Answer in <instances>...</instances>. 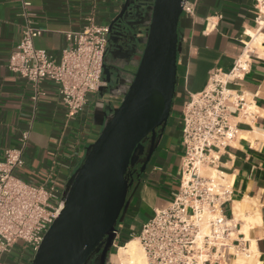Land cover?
I'll list each match as a JSON object with an SVG mask.
<instances>
[{"label":"crops","instance_id":"1","mask_svg":"<svg viewBox=\"0 0 264 264\" xmlns=\"http://www.w3.org/2000/svg\"><path fill=\"white\" fill-rule=\"evenodd\" d=\"M26 1L30 3L28 10L32 26L42 31L33 40V46L44 50L55 62L67 46L66 32L81 30L87 24L86 18L91 15L97 26H108L124 3V0ZM188 1L195 4V12L193 17L181 15L178 23L180 49L171 115L166 131L140 177L128 210L130 207L137 208L145 215L144 223L155 209L165 208L172 202L179 186L183 157L182 143L178 145L176 141L180 122L175 108L178 104L182 105L190 94L200 92L211 75L226 76V81L234 77L228 81L227 90L235 99L241 100L237 109L230 106L229 110L228 119L235 136L227 147L215 155L218 160L213 168L224 174L219 175L222 180L228 178V199L222 207L228 219L233 217L234 202L243 203L244 211L248 213L256 207L250 202L244 203V200L257 198L260 223L250 228L246 241L244 235L238 232L241 223H236L231 232L237 237L232 241L229 238L228 246L229 249L233 247L242 251L249 248L253 241L258 251L257 261L264 264V141L255 140L252 143L240 136L252 134L253 128L264 131V44L262 54L249 50L247 58H244L253 40L249 33L264 35V25H259L260 21L264 23V0ZM21 14L17 0H0V160L4 150L18 148L21 134L28 132L24 166L16 175L31 185L53 186L62 195L87 146L101 130L94 123L95 110L108 113L114 109L107 98L111 97L116 102L120 96L114 95V92L123 91L124 84L135 71L138 52L143 48L145 37V28L140 24L146 22L148 12L144 10L135 21L128 19L136 26L131 30L133 45L130 48L124 45L126 55L118 57V62H115L119 66L117 75L121 86L113 91V87L103 88L101 94L98 92L90 96L80 115L68 123L65 122L66 109L56 84L48 80L41 82L39 91L42 95L34 102L32 84L7 69L9 55L19 43L27 24ZM121 37L120 33H112L109 49ZM240 59H244V67L239 65ZM239 67L243 69L239 70ZM231 72L232 75H229ZM124 220L117 225L106 264H118L113 261L116 251L112 253V250L123 246L132 234L136 236L135 226L125 225ZM14 252L0 256V264H28L30 252L16 251V248ZM233 260V256H228L223 263L231 264Z\"/></svg>","mask_w":264,"mask_h":264},{"label":"built area","instance_id":"2","mask_svg":"<svg viewBox=\"0 0 264 264\" xmlns=\"http://www.w3.org/2000/svg\"><path fill=\"white\" fill-rule=\"evenodd\" d=\"M17 1L27 24L9 55L7 69L32 84L34 102L42 95L41 82L56 84L66 109L65 122L73 121L87 106L89 97L105 86L102 72L108 27L94 24L92 15L87 17L81 30L65 33L67 46L55 62L33 46L42 31L29 20L30 3ZM194 12L195 4L188 1L182 15L193 17ZM216 77L211 75L206 86L190 94L181 105L183 157L174 199L167 207L155 209L136 236L131 235L137 238L147 264H221L229 256L228 239L237 224L233 226L222 210L228 190L219 182L220 176H203L200 169L214 167L218 157L213 154L227 147L235 136L229 110L230 106L237 109L241 100L227 90L228 81L234 77L225 83L213 79ZM107 100L117 108L121 97L116 102L111 97ZM28 141V132H23L19 147L6 148L0 160V256L11 254L21 242L19 250L31 254L29 264L63 201L53 186L31 185L16 175L24 166ZM204 223L209 228L207 235L201 231Z\"/></svg>","mask_w":264,"mask_h":264},{"label":"water","instance_id":"3","mask_svg":"<svg viewBox=\"0 0 264 264\" xmlns=\"http://www.w3.org/2000/svg\"><path fill=\"white\" fill-rule=\"evenodd\" d=\"M187 2L124 0L107 26L106 52L112 33L128 27L126 19L135 21L144 10L148 12L146 22L140 24L145 28V37L135 71L123 91L114 92L121 97L120 104L108 113L95 110L94 123L101 130L68 180L62 193V209L29 264H87L99 250L100 264H105L117 225L125 218L171 115L180 49L178 23ZM102 74L105 84L113 83L112 91L121 86L117 74L111 82L105 65ZM147 139L144 157L133 164ZM135 164L140 165L138 174L129 178L128 170Z\"/></svg>","mask_w":264,"mask_h":264},{"label":"bare ground","instance_id":"4","mask_svg":"<svg viewBox=\"0 0 264 264\" xmlns=\"http://www.w3.org/2000/svg\"><path fill=\"white\" fill-rule=\"evenodd\" d=\"M260 26H263V21L259 22ZM250 36H252L253 40L248 45V51L246 52L244 58H247V53H249V50H257L258 54H262L263 50V44H264V35L255 36L252 33H249ZM243 58V57H242ZM244 59H240L239 65L241 67H244ZM239 70H242L243 68H238ZM216 80H220L222 83L226 82V76L223 78H220L219 76L216 78H213ZM249 96V95H247ZM251 100V99H250ZM252 134H244L240 135L247 139H249L252 143H254L255 140H258L259 142L264 141V131L258 130L253 128ZM250 133V132H249ZM231 141V140H230ZM215 156V155H214ZM200 174L208 175L210 178H219L218 176H224L223 173L219 172L215 168L211 167H205L200 169ZM227 177V175H226ZM220 180V178H219ZM223 185L226 187L228 186V178L227 180H220ZM232 190V189H231ZM230 194V193H229ZM251 199V198H250ZM253 199V198H252ZM249 200L245 199V202H250V204L254 205L256 208L252 211H249L248 213H245L244 211V205L243 203L234 202L233 203V209H232V219L231 224L234 226L236 223H241V228L238 231L239 233H242L244 235V240L249 239V230L251 227L257 225L260 223V212L258 208V200ZM262 200V199H261ZM264 200V196H263ZM264 203V202H263ZM202 234L207 235L209 232V228L207 224H203L201 226ZM231 234L234 236V239H236V233L231 232ZM231 240V241H232ZM241 240V239H240ZM251 246L247 249H243L242 251L235 250V248L230 247L229 250H232L230 255H234V264H259L257 261V255L258 251L256 250V247H254V242H250ZM116 253L113 257V261L118 264H147L144 252L142 248L139 245V242L137 238H131L129 241H127L123 246H118L117 250H115ZM233 252V253H232Z\"/></svg>","mask_w":264,"mask_h":264},{"label":"flooded vegetation","instance_id":"5","mask_svg":"<svg viewBox=\"0 0 264 264\" xmlns=\"http://www.w3.org/2000/svg\"><path fill=\"white\" fill-rule=\"evenodd\" d=\"M126 22L128 24V27L125 26L123 27V29L120 31V36H122L121 38L117 39L115 45H112L111 49H109L105 55H104V61H103V65H105L108 69H109V73H110V78H111V82L114 80L118 70V65L115 64V62H118V57L126 55V49L124 48V45L127 46V48H130L133 45V32H131L132 29H134V27L136 26V23L133 21H129L128 19H126ZM110 47V45H109ZM108 58H110L109 62H108ZM114 85L113 83L110 84H105L104 88L106 90V88H112ZM118 88L120 86H117ZM118 88L116 90H118ZM104 91V90H102ZM111 103V102H110ZM169 121V119H168ZM168 125V122H167ZM166 125V127H167ZM166 131V128H165ZM164 131V133H165ZM164 135V134H163ZM148 143V139L142 143V148L141 150L139 149L136 156L134 157V162H136L138 159H142L144 157V153L142 154V150L144 152L145 147L147 146ZM140 168V165L135 164L133 166H131L128 170V177L129 178H134L137 174H138V170ZM111 251V248L108 251ZM101 250H99L97 253H95L90 261L87 264H100V260L98 258L99 254H100ZM108 256V255H107ZM106 264V262H105Z\"/></svg>","mask_w":264,"mask_h":264},{"label":"rangeland","instance_id":"6","mask_svg":"<svg viewBox=\"0 0 264 264\" xmlns=\"http://www.w3.org/2000/svg\"><path fill=\"white\" fill-rule=\"evenodd\" d=\"M181 108H182V106L178 104V105L176 106V108H175V111L179 114L180 111H181ZM70 125H73V123L70 124ZM176 141H177L178 145H179L180 142H181L180 125L178 126V132H177V135H176ZM202 175H203V174H202ZM203 176H208V175L204 174ZM219 182L222 183L220 180H219ZM144 219H145V215H144V214H142L141 212H138V211H137V208H135V207H130L129 210L127 211L126 215H125L124 224H125V225L133 224V225L135 226V228H136V234H137V233L139 232V230H140L141 223H142V221H143ZM229 236H230L229 238H231V240L234 238V236H233L231 233H230ZM132 238H136V237H135V236H132ZM228 243H229V242H228ZM21 247H22V243L19 242V243L16 245V251H18ZM115 250H116V249L112 250V253L115 252ZM231 251H232V250H229V253H228V254H229V256H233V257H234L233 254L230 255ZM13 252H14V251H13ZM13 252H12V253H13ZM232 253H233V252H232ZM13 254L18 255L17 252H14ZM221 264H225V263L222 262ZM231 264H234V260H233V263H231Z\"/></svg>","mask_w":264,"mask_h":264},{"label":"trees","instance_id":"7","mask_svg":"<svg viewBox=\"0 0 264 264\" xmlns=\"http://www.w3.org/2000/svg\"><path fill=\"white\" fill-rule=\"evenodd\" d=\"M130 239H131V238L126 239L124 243H126V242L129 241ZM122 245H123V244H122Z\"/></svg>","mask_w":264,"mask_h":264}]
</instances>
